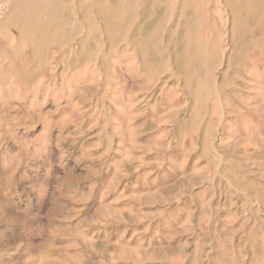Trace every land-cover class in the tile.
I'll return each mask as SVG.
<instances>
[{"label": "rangeland", "instance_id": "obj_1", "mask_svg": "<svg viewBox=\"0 0 264 264\" xmlns=\"http://www.w3.org/2000/svg\"><path fill=\"white\" fill-rule=\"evenodd\" d=\"M195 6L181 68L93 17V58L51 45L24 83L0 31V264H264V28Z\"/></svg>", "mask_w": 264, "mask_h": 264}, {"label": "bare ground", "instance_id": "obj_2", "mask_svg": "<svg viewBox=\"0 0 264 264\" xmlns=\"http://www.w3.org/2000/svg\"><path fill=\"white\" fill-rule=\"evenodd\" d=\"M220 1L225 2L226 7L228 8V12L226 13L230 14V21L228 18L227 20L228 23L231 22V29H233V31H239V28L242 26L241 24L245 22L246 16L250 15H254L255 17L253 18L256 23L255 30L264 28V26L261 27V25L264 24V20L263 24L258 27V24H260V19L264 14V5L262 4V0ZM196 4H198L197 1ZM209 4L212 6L211 3ZM221 5L222 7L224 6L223 4ZM196 6L199 7V5ZM196 6L195 0H0V31H6L8 33V46L14 48V41L18 40V42H20L22 45H28L30 48V54H26L27 52L24 53L25 50L22 52L21 49L17 48V50H13L11 48V50L6 51L5 53L7 59L17 71L19 79L24 83L29 81L30 74L29 70L23 65V63L42 59V57L49 53L51 45L56 44L62 46L67 42L69 43L73 41V45H66L67 48L72 46L70 47V52L77 55V51H80L84 59H90L91 57L93 58L94 53L88 50L89 39L95 30L94 27L96 26V24H93V17H95L97 20V25L100 26L99 34L101 42L105 43L102 38L110 40L111 42L113 38H118L124 34L126 40L134 45L133 51H135V53L141 57V62L144 66H146V68L158 70L166 66L168 62H171L170 59L172 57L176 58L174 61H172L173 64L177 68H181L184 65L189 66L193 63V57L185 59L182 58L183 54L185 55V53L188 54V52H190V48L193 50V55H197L204 50V47L199 45L198 42L195 44L192 43V39L195 40L197 36L196 31L198 30H193L188 25L191 23L189 19L195 18L197 15ZM174 9H177V11L175 10L177 12L176 14L174 13ZM69 17H72L73 19L75 18L76 23L80 19L83 20V24H86L85 28L84 26L81 27L79 23L78 25L74 24L75 26H70L68 28L67 26H69ZM224 17L222 18L224 19ZM172 18L174 19L172 20ZM262 19H264V17ZM197 20L199 21L200 18ZM169 22L173 25L169 26ZM182 23H186L187 25L182 27L180 26ZM166 25L169 27H166ZM84 30L86 31L84 32ZM163 30L167 31V35L165 34L161 37L159 34ZM241 30L240 32L245 31V27L244 30ZM247 34L248 33L242 35L247 36ZM81 35H83L82 39L80 38V40H76ZM252 38L254 39V37ZM115 41H117V39H115ZM250 45L252 46V43ZM258 47L260 46L258 45ZM148 49H150V52H146ZM167 51L172 52V57L169 60L165 59V54ZM106 52L107 51L103 53V62L107 60V54L109 55V53ZM71 55L72 54H70V56ZM237 56L236 58L238 59ZM78 59L80 60V58ZM208 68L209 67H207V69ZM191 78L188 79V82L190 80L192 81ZM199 81L201 80L199 79ZM191 86H193V84ZM195 104H197V102Z\"/></svg>", "mask_w": 264, "mask_h": 264}]
</instances>
